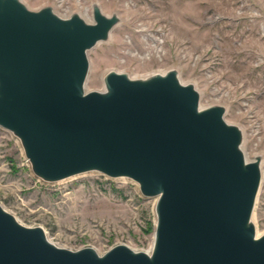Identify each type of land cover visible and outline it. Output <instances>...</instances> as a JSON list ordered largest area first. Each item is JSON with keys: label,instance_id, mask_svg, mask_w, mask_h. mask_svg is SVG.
Wrapping results in <instances>:
<instances>
[{"label": "water", "instance_id": "water-1", "mask_svg": "<svg viewBox=\"0 0 264 264\" xmlns=\"http://www.w3.org/2000/svg\"><path fill=\"white\" fill-rule=\"evenodd\" d=\"M91 18L0 0V128L44 181L97 171L154 197L151 250L58 247L0 206V264H264V233L250 221L258 160L244 159L239 129L221 106L198 107L174 70L108 71L86 91V50L117 20L96 5Z\"/></svg>", "mask_w": 264, "mask_h": 264}, {"label": "rangeland", "instance_id": "rangeland-1", "mask_svg": "<svg viewBox=\"0 0 264 264\" xmlns=\"http://www.w3.org/2000/svg\"><path fill=\"white\" fill-rule=\"evenodd\" d=\"M49 7L61 18L92 22L96 5L117 20L104 40L86 50L84 89L101 90L108 71L146 78L174 70L198 94V107L219 105L236 126L246 161L260 178L250 221L264 233V0H19ZM154 197L125 177L86 171L56 181L35 176L18 139L0 128V206L48 241L102 254L115 244L149 253Z\"/></svg>", "mask_w": 264, "mask_h": 264}, {"label": "bare ground", "instance_id": "bare-ground-1", "mask_svg": "<svg viewBox=\"0 0 264 264\" xmlns=\"http://www.w3.org/2000/svg\"><path fill=\"white\" fill-rule=\"evenodd\" d=\"M256 235V234H255ZM257 236V235H256Z\"/></svg>", "mask_w": 264, "mask_h": 264}]
</instances>
